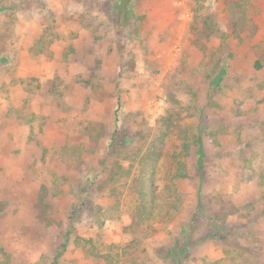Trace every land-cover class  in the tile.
Returning <instances> with one entry per match:
<instances>
[{"label": "rangeland", "instance_id": "rangeland-1", "mask_svg": "<svg viewBox=\"0 0 264 264\" xmlns=\"http://www.w3.org/2000/svg\"><path fill=\"white\" fill-rule=\"evenodd\" d=\"M53 263L264 264V0H0V264Z\"/></svg>", "mask_w": 264, "mask_h": 264}, {"label": "trees", "instance_id": "trees-1", "mask_svg": "<svg viewBox=\"0 0 264 264\" xmlns=\"http://www.w3.org/2000/svg\"><path fill=\"white\" fill-rule=\"evenodd\" d=\"M223 74H224V69H220L218 71V73L212 78L211 80V86L214 87V86H217L220 81L222 80L223 78ZM197 148H196V151H195V172L197 174V177H198V180L201 181L202 178H203V156L205 154L204 152V149H203V146H202V142H201V139L198 137L197 138ZM200 184H198V191L200 189ZM200 197V195H199ZM198 202H199V198H198ZM68 236H69V231H67L64 235L65 237V242L64 244L66 243L67 239H68ZM59 253L56 254V256L58 255ZM56 260V257L54 259V262ZM54 264V263H53Z\"/></svg>", "mask_w": 264, "mask_h": 264}]
</instances>
